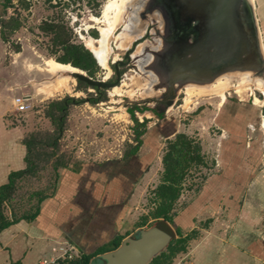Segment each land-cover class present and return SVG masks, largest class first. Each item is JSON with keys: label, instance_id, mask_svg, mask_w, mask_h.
Listing matches in <instances>:
<instances>
[{"label": "rangeland", "instance_id": "374dc122", "mask_svg": "<svg viewBox=\"0 0 264 264\" xmlns=\"http://www.w3.org/2000/svg\"><path fill=\"white\" fill-rule=\"evenodd\" d=\"M108 1L0 0V110H3V119L10 129L17 128L23 140L30 139L34 143L35 139L38 143H35L34 152L36 174L18 182L19 190L14 200L9 207L4 206L6 216L16 219L35 212L38 196L33 194L49 196L56 185L53 170L56 162L77 171L86 165L100 164L99 168L104 170L102 174L108 173L104 175L106 185L125 191L132 188L131 194L136 193L130 207L131 217L122 231L125 232L123 236L134 235L139 228L146 229L164 221H155L151 216L159 206L154 194L161 184L162 160L168 142L184 133L195 145H201L207 167H193L187 173L181 198L175 207L180 216L198 200L214 176L234 177L224 180L230 187L221 195L223 204L218 210L208 211L197 220L196 210L194 213L187 210L185 223L180 227L185 236L195 234L194 238L189 241L185 252L177 253L167 264H201L209 262L210 258L213 264L215 261L218 264H237L238 260L225 256L223 250L227 249L225 244L232 233L240 232L243 225L249 227V244L252 245L251 249L245 246L244 252L251 251L252 255L255 254L253 256L261 257L251 259L250 264H264V88L257 89V79L250 76L247 80L243 75L237 76L240 79L231 80L233 75H229L224 102L218 95H205L196 96L187 103L186 88L169 108L159 104L164 90H153L151 73L145 71L142 60L148 54L145 49L156 46L158 41L154 31L146 38L150 34L148 27L156 26V20L159 24L161 22L157 15L145 11V0L129 2L109 39L108 68L100 67L92 77L113 83L116 81L115 63L123 62L124 65L119 66L120 82L114 87L119 88V93L113 96L114 88L99 92L69 75L51 74L47 63L58 62L62 53L54 44L55 36L43 29L45 24L65 28L73 43L88 49L87 42L91 39L98 41L101 38L100 27H107L102 18ZM253 5L264 51V0H254ZM96 18H101V21H95ZM15 21L19 22V29L12 31ZM140 39L143 40L138 41ZM126 54L130 56L128 59ZM61 79L66 80L70 90L64 89L49 96L48 93ZM99 93L102 94L101 100L94 102ZM22 95L32 98L31 109L18 113L13 99ZM68 97L82 102L70 106L58 146H47L51 141L50 135L55 136L59 130L58 124H53L47 116L49 107L52 102ZM134 107L145 109L144 112H135V115L141 122L147 121V134L156 136L155 141L151 134L146 144V137H143V145L136 158L140 161L144 158L147 163L140 162V166L134 159L124 161L126 153L136 145L135 123L129 114ZM173 130L175 133L172 134ZM250 141L253 147L247 149ZM150 142L156 146L154 150L153 145L148 147ZM224 144L229 146L226 153L222 148ZM2 151L0 149V158ZM122 164L127 166V172L125 166L120 167ZM132 169L140 170L136 177ZM204 176L208 179L203 180ZM131 194L124 195L125 201L129 202ZM224 203H229V208H225L227 205ZM194 221L196 227L193 226ZM96 222V218L92 219L87 225L86 236H83L89 249L100 239L98 234L92 235L100 232ZM170 225L176 230L174 224Z\"/></svg>", "mask_w": 264, "mask_h": 264}, {"label": "crops", "instance_id": "0c3cea01", "mask_svg": "<svg viewBox=\"0 0 264 264\" xmlns=\"http://www.w3.org/2000/svg\"><path fill=\"white\" fill-rule=\"evenodd\" d=\"M3 113L1 109L0 149L1 151L3 150V154L0 158V186L8 183L11 173L25 170L27 167L25 140H23L17 128L13 127L10 129L8 127L7 122L3 119ZM173 132L174 130L172 134ZM253 133L255 132L253 131ZM150 135L146 132V136H144L146 137L145 144L148 142L147 139ZM152 137L156 141L154 133ZM251 144L253 143L250 141L247 149L253 147ZM151 145L153 143H148V147H151ZM154 146H152L153 150L155 149ZM222 148L224 153H226L229 146L224 144ZM148 149L152 150L151 148ZM145 158H148V156H145ZM135 161L139 163L138 166H140V162L147 163L144 158L141 161L136 158ZM98 165L100 164L86 165L79 171L72 169L68 165L59 166L55 173V177L58 176L56 185L52 193L41 204V212L37 218L33 221L21 220L16 222L0 233V264H42L45 260L53 259L52 247L59 242H66L83 254L99 253L101 249L108 251V253L112 252V244L118 237L123 236L122 233H125L122 231L128 223L129 217H131L132 210L130 207L132 202H134L136 193L131 194L132 188L125 191L121 188L113 189L111 186L106 185L107 181L104 182V175L108 173L102 174L104 170L100 169ZM124 166L122 164L120 167ZM125 168L127 172V166ZM141 168L143 169V167ZM131 172L135 177L139 173V171L133 169ZM232 177H211L212 180L201 191L198 200L187 209L191 213H194V209L196 210L194 213L195 220L205 215L208 211L218 210L219 205L223 204L221 195L225 194L230 187L229 182L225 183L224 180ZM86 179H88V182H86ZM221 181L222 183H218ZM129 193L131 194V199L128 202L125 201L124 195ZM225 205H227L225 208H229V203ZM187 210L177 218L178 227L185 223ZM95 218L98 224L96 226L100 227V232H93L94 234L92 235L98 234L100 239L93 248L89 249L90 247L88 248L85 245L86 240L83 236H86L87 225ZM105 219H107L106 222L104 221ZM11 220L13 219L11 218ZM193 224L196 227L195 221ZM243 226L245 229L242 228L240 232L232 233L231 239L228 242L226 241L225 244L227 249H224L223 252H226L225 256L229 255L230 259H237V264H250L251 259H261V257L253 256L255 254L252 255L251 251L244 252L245 246L251 249L252 245L249 244L251 235L249 234V227ZM194 227L193 229H195ZM132 234H125L123 241L132 236ZM262 251L264 252V248ZM196 252L197 247L195 248ZM215 262L218 264L217 261ZM201 264L213 263L210 258L209 262H201Z\"/></svg>", "mask_w": 264, "mask_h": 264}, {"label": "water", "instance_id": "95a60500", "mask_svg": "<svg viewBox=\"0 0 264 264\" xmlns=\"http://www.w3.org/2000/svg\"><path fill=\"white\" fill-rule=\"evenodd\" d=\"M152 4L151 11L161 19L175 12L183 14L188 22L198 23V39L187 44L191 52L181 58L182 65L174 62L166 70L164 55L155 57L154 63L158 65L152 68L158 72L159 79L154 90L163 89V98L173 102L177 86H209L225 72L264 80V51L252 0H154ZM92 54L101 67L100 60ZM122 65L123 62L115 63L113 83L89 77L77 68V72L68 75L94 89L108 90L118 86ZM210 74L216 78H207ZM175 239L176 230L168 222L159 221L126 238L115 251L94 258L92 264H152L168 251Z\"/></svg>", "mask_w": 264, "mask_h": 264}, {"label": "trees", "instance_id": "16d2710c", "mask_svg": "<svg viewBox=\"0 0 264 264\" xmlns=\"http://www.w3.org/2000/svg\"><path fill=\"white\" fill-rule=\"evenodd\" d=\"M19 25V22L15 21L12 31L19 29ZM45 25L46 27H44L43 29L45 31H49L55 36L54 44L62 53L60 58L57 59L59 63L64 65H71L74 68L80 69L84 72H88L91 77H93L99 71L100 66L98 65L91 51L86 49L82 45L73 43L70 40L71 38L68 36L65 28L49 24ZM3 36H5V34ZM96 90L99 92L101 91L98 89ZM99 94L100 96H98V98L95 99L94 102H99L101 100L102 94ZM81 102L82 101L76 100L75 98L68 97L62 101H55L51 103L47 116L52 120L53 124H58L59 130H57L55 136L50 135L51 141L47 142V146L54 148L58 146L59 137L63 133V126L65 124L70 106L79 105ZM144 110L145 109L143 108H132L129 110V114L131 115L132 120L135 123L133 131L135 135L136 145L134 147H131L130 151L126 153V155L124 156V161H129L131 159L135 160L139 154L140 148L143 145V137L145 136L147 131V121L141 123L136 117L135 112H143ZM54 112H57V114H54ZM32 139L34 138L32 137ZM34 141V143L30 139L24 141V144L27 148L26 169L11 173L8 179V183L6 185L0 186V233L16 222H19L21 220L33 221L35 218H37V216L41 212V204L48 197L43 196V194L40 193L33 194V196L35 197L38 196V201L35 207V212L31 215L24 214L23 216L16 217V219L13 220L6 216L4 206L11 204V202L14 200L15 195L19 190L18 182L36 174L37 162L34 152L36 150L35 143L37 142L35 139ZM54 155L55 154L53 152L52 156ZM162 164L164 171L161 184L155 190L154 194V200L159 203V206L156 207V209L151 213V216L155 221L164 220L169 224H174L176 226V234L178 239H175L171 243L168 251L157 258L152 264H167L169 259L174 257L177 253L185 252L187 250L189 241L194 238L195 234L185 236L182 233L181 227L177 226L178 224L176 223L175 219L179 218L180 213L175 210V207L181 198L183 184L190 169L193 167H195V169L207 167L201 145H195L194 142L190 140L189 136L184 133L178 134L174 140L168 142V147L163 156ZM59 166L60 163L56 162L53 167L55 173ZM141 169L142 168L140 167V170ZM133 170L138 171V169ZM57 177L58 176H56V178ZM202 179L207 180L208 177L204 176ZM40 195H42L43 197ZM123 239L124 236L118 237L117 240L112 244L113 248L111 251H115L116 249H118L121 246ZM104 253H108V251L101 249L99 253L96 252L94 254L80 253L78 257L67 264H92V260L94 259V257Z\"/></svg>", "mask_w": 264, "mask_h": 264}, {"label": "flooded vegetation", "instance_id": "af4514ba", "mask_svg": "<svg viewBox=\"0 0 264 264\" xmlns=\"http://www.w3.org/2000/svg\"><path fill=\"white\" fill-rule=\"evenodd\" d=\"M153 1L154 0H145L144 1V8L146 9L145 11H147V13L151 14V15L153 14V11H151ZM159 19H160L159 21L161 22V24H159V22H157V20H156V26L154 24V26L148 27V29H150L149 30L150 34H148L146 36V38L148 39V36H152L151 31H154L155 32L154 35L156 37H158L157 44H156V46H152L151 48L145 49L146 54L147 53L148 54L145 57V59H143V60L141 59L144 63V64L142 63V65L145 68V71L151 73V76H152L151 80L154 82L153 83V90H154L155 85L159 79L158 78V72H156L155 69L153 70V68H152V67L158 65L157 63L156 64L154 63V61L156 60L155 57H157L156 55L157 54L164 55L163 62H164V64L167 65L166 70H168V68H170L171 64L174 62H178V64L182 65L183 59H181V58H183L185 54L189 55L191 52V50L189 49V46H187V44L188 43L193 44L194 40L198 39V30H197L198 23H196L195 21H189L188 22V19L183 14H177L175 12H172L168 16H166L164 19H161V17H159ZM194 29H196L195 32H194ZM141 40H143V39H140L138 41H141ZM126 56H127V54H126ZM177 58H180L181 60H177ZM196 63H197L196 68L198 70V59H197ZM228 65H230V64L227 63V66ZM228 74H227V72H225V74H223V76L228 75ZM223 76H221V77H223ZM237 76L238 75L231 76L232 77L231 80L232 79H238V78L240 79V77H237ZM206 77L209 79H213V77H215V76L211 77V74H210V75H207ZM187 87L188 86H186V85H183L180 87L177 86V89L173 91L174 95L177 97V95H179L183 90L185 91V89ZM195 87H200V85H195ZM169 94H170V92H169ZM160 102L161 103H159V104L166 105V106H168V108L172 104V102H169L167 100V98H163L162 96L160 98ZM134 108H138V107H134ZM159 116H162V115L160 114ZM141 123H144V122H141ZM251 145L253 146V144H251ZM263 155H264V153H263Z\"/></svg>", "mask_w": 264, "mask_h": 264}, {"label": "bare ground", "instance_id": "6f19581e", "mask_svg": "<svg viewBox=\"0 0 264 264\" xmlns=\"http://www.w3.org/2000/svg\"><path fill=\"white\" fill-rule=\"evenodd\" d=\"M129 2H131V0L108 1L105 6L106 9L104 11V16L102 18V20H104V22L107 23L106 24L107 27L106 28L100 27L101 38L98 41L91 39L90 41L87 42L88 49H90L97 56V58L100 60L101 67L103 68H108L107 63L110 59L109 39L111 35H113L116 23L119 21L123 12L127 9ZM252 2L254 3V0H252ZM95 21L100 22L101 18L99 19L96 18ZM47 69L51 74H58L62 76L77 72L76 69L73 68L71 65H64L55 61H49L47 63ZM230 75H234V74H230ZM235 75L238 76L243 75L244 80H247L250 76L247 74H235ZM228 76L229 74L220 77L213 83V85L211 86L209 85L210 87L204 86V87H199L198 89V87L194 88L195 86H188L187 87L188 98H186L187 99L186 102L187 103L191 102V100L196 96H205V95H218L219 97H221L222 102H224L226 100L225 93L228 88L227 85L229 78ZM67 84L68 83L66 82V80L61 79V81L58 82L57 85L54 87L53 91H50L48 95L53 96L55 93L58 94V92L64 91V89L66 91H69L70 89L68 88L69 86ZM256 84H257V89L263 90L264 80L257 79ZM112 92H113L112 95L114 96V94L119 93V88H114ZM256 101H258V99H256Z\"/></svg>", "mask_w": 264, "mask_h": 264}, {"label": "built area", "instance_id": "2783aa9c", "mask_svg": "<svg viewBox=\"0 0 264 264\" xmlns=\"http://www.w3.org/2000/svg\"><path fill=\"white\" fill-rule=\"evenodd\" d=\"M32 98L30 96H16L13 105L18 113H25L31 109ZM53 259L42 264H67L79 256L80 252L66 242H59L52 247Z\"/></svg>", "mask_w": 264, "mask_h": 264}]
</instances>
